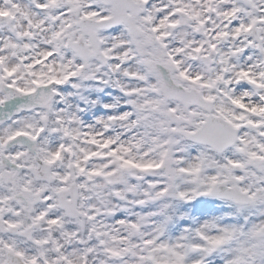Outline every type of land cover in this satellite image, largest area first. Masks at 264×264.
I'll use <instances>...</instances> for the list:
<instances>
[{
  "label": "snow or ice",
  "instance_id": "1",
  "mask_svg": "<svg viewBox=\"0 0 264 264\" xmlns=\"http://www.w3.org/2000/svg\"><path fill=\"white\" fill-rule=\"evenodd\" d=\"M0 264H264V0H0Z\"/></svg>",
  "mask_w": 264,
  "mask_h": 264
}]
</instances>
